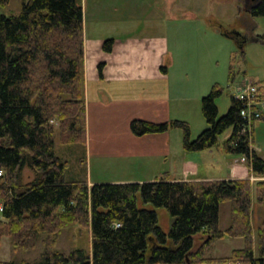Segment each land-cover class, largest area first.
<instances>
[{
  "label": "trees",
  "instance_id": "1",
  "mask_svg": "<svg viewBox=\"0 0 264 264\" xmlns=\"http://www.w3.org/2000/svg\"><path fill=\"white\" fill-rule=\"evenodd\" d=\"M10 1L0 0V8ZM246 9L264 16V0ZM113 44V38L107 39L104 50L112 51ZM103 69L99 64L100 77ZM232 70L231 65L233 79ZM85 90L81 0H22L20 14L0 12V246L9 235L15 247L34 248L39 235L47 233L40 262L0 264H264V158L241 131L245 120L240 101L233 96L221 116L216 100L223 88L214 84L201 100L207 127L195 138L182 119H133L130 129L143 136L181 128L185 150L220 148L245 156L252 173L262 177L255 182L171 180L166 173L152 181L90 185L87 179H68L70 162L58 155L56 146L57 131L62 144H86ZM228 129L231 134L220 142ZM26 167L35 177L23 183ZM139 195L154 207H140ZM223 202L231 203V224L225 230L220 227ZM255 203L263 214L256 228ZM160 207L172 218L169 232L159 224ZM71 223L89 228L90 252L55 249L63 228ZM226 235L244 237V247L226 257L206 256L210 245Z\"/></svg>",
  "mask_w": 264,
  "mask_h": 264
},
{
  "label": "crops",
  "instance_id": "2",
  "mask_svg": "<svg viewBox=\"0 0 264 264\" xmlns=\"http://www.w3.org/2000/svg\"><path fill=\"white\" fill-rule=\"evenodd\" d=\"M186 1L98 0L99 28L109 25L110 30L89 35L86 24L88 6L81 0L87 128L91 105L103 117L119 113L127 118L129 126L133 119L156 122L181 119L189 109L186 104H194L196 110L202 97L219 83L211 56L206 57L205 63L201 50L205 43L210 47L223 40L220 38L230 42L234 37L211 25H204L200 9L192 1L187 4ZM106 6L112 14L102 16V9ZM109 38L114 39V44L112 51L107 52L103 45ZM101 63L104 64L103 77L99 75ZM204 65L210 68L208 73L206 68L204 72ZM173 129L143 136H135L131 129L127 133L133 142L142 139L147 142L143 146L135 143L136 148L124 151L133 164L142 162L155 168L146 176L126 174L108 179L87 174V177L75 179H87L90 185L97 182L152 181L164 178L166 173L171 180L255 179L251 167L248 174L242 173L238 155L231 157L220 148L202 150L189 157L191 155L184 153L183 134L182 138L177 136V145H174ZM201 160L206 165L200 164ZM68 174V179L74 180Z\"/></svg>",
  "mask_w": 264,
  "mask_h": 264
},
{
  "label": "rangeland",
  "instance_id": "3",
  "mask_svg": "<svg viewBox=\"0 0 264 264\" xmlns=\"http://www.w3.org/2000/svg\"><path fill=\"white\" fill-rule=\"evenodd\" d=\"M87 4V30L88 34H98V32H107L108 27L99 28L98 22V0H83ZM192 1L194 6L200 9L199 13L204 19V25H211L213 28L220 29L227 34L240 33L244 35V40L240 42L238 36H234L230 42H226L224 38L210 47L206 43L202 48V58L205 61L206 57L211 56L214 73L219 85L223 88V93L216 100L219 114L222 116L228 111L232 97L237 93V86L244 83H260L263 85L262 92L264 93V16H253L246 9V0H187ZM22 0H11L10 3L0 8V12L6 15L20 14ZM102 16L112 12H108L104 7ZM198 13V14H199ZM205 20V21H204ZM105 27V28H104ZM111 35L112 33H107ZM240 43H242L240 45ZM232 52V53H231ZM205 63H207L205 61ZM233 66L234 77H230V66ZM209 67V66H208ZM206 66L203 69L205 72ZM210 68H206L208 73ZM189 109L183 113L182 120L189 122L192 130V138L197 137L202 130L207 127V122L202 113L201 103L197 104L196 110L194 104H186ZM118 111H116L117 113ZM111 117H103L99 114L96 108L89 106L88 112V141L86 144H62L59 140V131H57V152L58 155L71 163L69 170V178L75 179L78 177H87V174L94 178H115L126 176V174H134L135 176H146L155 168L143 164H133L131 158L125 155L124 151L127 148H136V144L142 143V146L147 144L146 140H136L128 137L130 126L127 118L118 114H107ZM180 119V118H178ZM58 126V124H57ZM232 132L228 129L224 134L219 136V141L222 142L226 135ZM174 137L173 143L176 146L177 136L183 134L181 128L172 130ZM182 142V140H181ZM252 146L257 150L260 156L264 158V118L257 120L253 128ZM136 143V144H135ZM182 144V143H181ZM123 146H126L123 148ZM141 146V147H142ZM140 147V148H141ZM199 151H187L186 155L192 157ZM231 157L234 155L228 154ZM140 159L139 161H142ZM237 161L240 162L242 173H247L250 170L248 161H243L240 156H237ZM132 163V164H131ZM142 163V164H141ZM206 165L204 161L201 163ZM205 167V166H204ZM154 168V169H153ZM206 168V167H205ZM35 177L34 172L26 167L23 172L22 181L26 183ZM81 177V178H82ZM255 179L257 177L253 174ZM138 202L140 207H154L151 204L143 202L139 195ZM159 215V224L169 232L171 228V216L168 210L164 207L156 208ZM262 211L258 204L253 205L252 220L253 226L256 228L262 220ZM0 217L2 214L0 212ZM231 224V203L223 202L220 206V227L225 230ZM47 233L39 235L37 244L34 248L23 249L15 247L12 243V238L9 235H4L0 246V260L14 261L17 263L31 262L38 263L42 260L44 251V239ZM245 245L244 237L226 235L223 238L216 239L207 249L206 256L208 257H226L232 254L233 250L242 248ZM254 251L258 252V241L254 237ZM83 248L87 251L91 249V235L88 227L78 223H71L64 227L55 249L62 252H70L73 249Z\"/></svg>",
  "mask_w": 264,
  "mask_h": 264
},
{
  "label": "built area",
  "instance_id": "4",
  "mask_svg": "<svg viewBox=\"0 0 264 264\" xmlns=\"http://www.w3.org/2000/svg\"><path fill=\"white\" fill-rule=\"evenodd\" d=\"M235 98L241 102L242 106L240 112L245 120V125L242 127L241 131L242 133L248 134L251 141L254 122L264 117V96L261 93L259 85L256 83H244L237 86ZM242 160H245V157H242ZM2 209L3 205L0 203V211ZM116 225L120 226V223H116ZM228 264H233V262H229ZM234 264L242 263L236 262Z\"/></svg>",
  "mask_w": 264,
  "mask_h": 264
},
{
  "label": "flooded vegetation",
  "instance_id": "5",
  "mask_svg": "<svg viewBox=\"0 0 264 264\" xmlns=\"http://www.w3.org/2000/svg\"><path fill=\"white\" fill-rule=\"evenodd\" d=\"M259 0H246V4L248 6H254L256 4V2H258ZM233 36H238V38H240V42H242L244 40V35L243 34H240V33H233ZM242 43H240L241 45Z\"/></svg>",
  "mask_w": 264,
  "mask_h": 264
},
{
  "label": "bare ground",
  "instance_id": "6",
  "mask_svg": "<svg viewBox=\"0 0 264 264\" xmlns=\"http://www.w3.org/2000/svg\"><path fill=\"white\" fill-rule=\"evenodd\" d=\"M2 205H3V204H2ZM2 210H3V209H2ZM2 210H1V211H2Z\"/></svg>",
  "mask_w": 264,
  "mask_h": 264
},
{
  "label": "water",
  "instance_id": "7",
  "mask_svg": "<svg viewBox=\"0 0 264 264\" xmlns=\"http://www.w3.org/2000/svg\"><path fill=\"white\" fill-rule=\"evenodd\" d=\"M229 35V34H228Z\"/></svg>",
  "mask_w": 264,
  "mask_h": 264
}]
</instances>
